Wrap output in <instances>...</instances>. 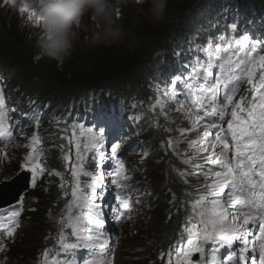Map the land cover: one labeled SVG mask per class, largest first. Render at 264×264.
I'll list each match as a JSON object with an SVG mask.
<instances>
[{
  "label": "snow or ice",
  "instance_id": "snow-or-ice-1",
  "mask_svg": "<svg viewBox=\"0 0 264 264\" xmlns=\"http://www.w3.org/2000/svg\"><path fill=\"white\" fill-rule=\"evenodd\" d=\"M50 3L51 0H3L4 6L18 5L22 18L33 27H41ZM116 14L117 18L122 15L119 7ZM228 28L236 33L239 24L234 21ZM199 51L201 55L195 63L185 66L187 75H173L169 88L151 106L153 111L160 106L165 117L169 110L187 114L190 127L179 132L181 136L194 133L195 138L186 141L193 153L185 163H192L199 170L195 175H202L205 181L196 190L177 240L167 252L160 253L159 259L165 264H264V54H261L264 38L257 39L248 33L234 38L221 35L219 42L209 43ZM3 80L0 75V141L7 142L15 138L14 132L23 135L24 126L18 119L20 109L14 106V98ZM245 84L248 88L244 90L251 93L250 97L238 96ZM169 101L174 107L170 108ZM229 114L231 118L225 128L223 121ZM24 118H28L27 114ZM32 119L38 123L39 117L34 115ZM87 132L89 138L75 144V159L81 160L82 152L87 151L93 153V159L99 155L101 161L96 164V172H82V165L73 161L70 144L63 159L71 180L58 171L54 173L62 181L61 188L68 185L62 194L66 202L55 221L58 225L55 247L44 248L37 264H114V258H103L110 240L105 235L109 214L105 211V196L109 183L124 194L116 196L119 203L115 207L109 206L115 223L132 219L129 213L140 202L132 200L135 189L130 183L132 178L126 175L130 166L120 156L124 134L117 131L105 153L106 129L88 127ZM26 139L24 147L29 151L20 167L30 174V186L35 189L39 186L38 177L43 179L53 173L42 159L40 136L34 132ZM168 147H174L171 138ZM113 163V167L104 168V164ZM81 175L88 177V181H82ZM20 203L17 196L10 216L5 214L0 221V252L7 250L4 240L14 239L20 227L15 220L21 215ZM222 249L226 251L221 257ZM80 252L85 255L80 257ZM195 255L199 259L194 261Z\"/></svg>",
  "mask_w": 264,
  "mask_h": 264
},
{
  "label": "clouds",
  "instance_id": "clouds-1",
  "mask_svg": "<svg viewBox=\"0 0 264 264\" xmlns=\"http://www.w3.org/2000/svg\"><path fill=\"white\" fill-rule=\"evenodd\" d=\"M196 1L197 0H140L139 3L138 0H51L50 5L44 12V19L41 25L43 39H35V42L33 39L32 42L36 43V46H32L31 43H28L32 46V49L23 45L27 49H30L31 53H28V61L24 56L22 57L23 63L20 65L23 66V69H33L38 66L41 73H38V75L32 73V76L39 87H34L37 90L39 89L43 95L51 94L55 97L59 96L63 101L72 99L68 93L75 96L81 95L82 93L87 94L89 92H93L95 86H99V88L106 85L112 88H117L119 86L122 87V85L129 81L134 82V78L138 76L140 70L153 63L155 51L160 49L163 43H165L173 33L180 31L183 26H185L182 24L181 19L186 15L191 5ZM168 4L177 7L176 9L180 11L179 19L172 26L170 32L162 34L163 37L158 39V42L153 44L150 49L147 47V41L144 38L134 40L132 39V37L135 36L133 33L128 35L124 28V24H126L129 15H133L136 18L141 19V22L144 24V20L142 19L144 16L143 12H147L148 17L154 21V24L156 22L160 23V21L163 20L165 13L172 7L169 5L167 8ZM145 5H148V8H146ZM117 7L121 9L122 13L119 18H117L116 14ZM85 17H88V20H84ZM140 27L141 24L137 29L133 30V32H137L136 30H139ZM156 28H159V24H157ZM83 29L89 30V33L84 41V46L86 47H111L113 45H123L126 42L128 48H131L133 41L138 42V40H140L139 46L141 50L144 51L143 56L142 58L138 57L140 48H137V59L134 60V53L132 49H128L127 57L134 61V63L136 62V65L131 67L128 71L114 75L113 78L100 79L99 81L101 82L98 81L91 86L88 85V81L84 82L81 87H77L75 84L66 85L56 83V81L53 80L52 75L48 76L51 73L49 64L54 62L53 68L58 67V69H63L64 66L61 67V65L71 58L78 44H83L81 36ZM146 33L147 35H144L143 33L142 37L155 32L148 31ZM127 36L130 38H127ZM3 37L9 39L10 44L4 49H9L10 51L4 55L0 47V55L7 62L5 56L11 54L10 59L14 60L13 57L15 55L19 56L14 52L18 50L16 44L23 39V33L20 34L19 37L14 36V39H10L7 35H4ZM12 44L15 45L13 47H9ZM12 48L16 49L12 50ZM35 48L39 50L40 56L46 58L45 61H43L42 58L36 59V61L32 60L34 58L32 53ZM39 61L47 63L49 67L43 66L39 63ZM117 63L120 67L125 64V59H118ZM8 65L10 66V64ZM19 69L21 68L19 67ZM22 77V83L26 87V80L23 75ZM47 82L50 84L48 85ZM112 83L117 84L112 86ZM12 167L16 169L15 164H11L10 168Z\"/></svg>",
  "mask_w": 264,
  "mask_h": 264
},
{
  "label": "trees",
  "instance_id": "trees-1",
  "mask_svg": "<svg viewBox=\"0 0 264 264\" xmlns=\"http://www.w3.org/2000/svg\"><path fill=\"white\" fill-rule=\"evenodd\" d=\"M261 0H252L251 6L249 8H247V11L254 15L255 17H257V15L253 14L258 12V8H259V4H260ZM168 4L167 8L169 7ZM172 7L168 9L167 13H165L164 18H166V15L169 13L172 16L178 15L180 13V11L178 9H176L177 7L171 5ZM144 25L141 22V19L136 18L135 16H131L129 15L126 24H124V28L126 30V32L129 34H131L133 32V30L137 29L139 26ZM157 26V24L155 23V27ZM3 28L5 29H10L11 26H3ZM15 29L18 32V29L15 27ZM159 32L160 33H155L153 35H148V36H144L142 38H144L147 41V47L150 49V47L153 44H156L158 42V39H161L163 37L162 34H165V32H163L162 28H159ZM141 31V29L136 30ZM144 35H147L146 31L143 30ZM169 33V32H167ZM127 38H130L129 36H127ZM141 39V38H140ZM129 41V40H128ZM27 43H30L29 40H26ZM133 41L132 45H137V48H140V40H138V42ZM15 43V42H14ZM10 44L9 39L3 36H0V47H1V51H4V48L6 46H8ZM15 44H12L9 47H13ZM125 46H127V43L125 42V44H123ZM119 45H113L111 47H97V48H89L84 46V44L80 43L77 45L76 50L74 51L73 55L71 56L70 59H68L66 61V64L64 65V74L63 75H59L56 74L53 71V68H51L50 70V74L48 76L53 77V80L56 81V83H60V84H66V85H71V84H75L77 87H81L82 83L81 82H89V86L93 85L94 83L98 82L100 79L103 78H113L114 75L117 74H121L124 71H128L131 69V67L136 65V62L134 63V61H132L130 58L127 57V50H128V46L126 48L125 51H123L122 53L120 52V54H117L116 48ZM121 46V45H120ZM16 54H18V59H10V55L8 54L6 57L7 62L10 64V66H17V68H21L23 70V76L26 80V87H39V85H37V83L35 82V80H32V73L23 69V66L20 65L23 63V59L22 57L24 56L26 58V60L28 61V57L29 54L31 53L30 49H27L25 46H22L21 48L18 47V50H16V52H14ZM23 53V54H21ZM81 53L85 54V58H83L81 56ZM144 51L143 50H139L138 52V57L142 58ZM119 60H123L125 59V64H123L124 66L122 68L119 67L117 61ZM33 61H36V58L32 59ZM142 61V60H140ZM40 64H42L45 67H49V65L47 63H43L41 61H39ZM122 66V65H121ZM85 69H93V78H88L85 77V79L87 78V80L84 79H78V74L83 73V70ZM53 71V72H52ZM77 73V74H76ZM101 82V81H99ZM14 84H20L19 82H15ZM34 87V88H35ZM115 89H119L114 87ZM114 88H112L113 90H115ZM133 89V88H131ZM39 90V89H38ZM100 91L99 86H95L94 87V91L91 95V97H94L95 94H98ZM116 92H120L115 90ZM81 96L85 97L86 93H82ZM111 96L113 98L119 99V98H123L121 96H116L115 94L111 93ZM135 100H140L139 98H135V99H131L130 101H135ZM100 103L98 102H94V104L92 106H96L99 105ZM90 106V107H92ZM125 115V114H124ZM54 191L57 194V196H60V194H63L61 191L58 190V188H56L54 186ZM51 197H53V193L52 190H50L49 194L47 196H44V193L42 196H40L39 198L44 202L43 204L47 203L46 199H50ZM46 208V206H45ZM160 218H162L160 216ZM162 220H157V228L156 231H161V229L165 228V226H163L161 224ZM38 232H39V227L37 224H34V226L30 229L29 234H26L23 238H21L20 242H22V244H18L20 245L23 249H25L26 252H32L37 246H38V241H39V237H38ZM140 234V233H139ZM141 235V234H140ZM25 240H27L26 242H24ZM19 242V243H20ZM17 243V242H16ZM15 258L20 259V261L24 258V254L23 253H18L16 252L13 255Z\"/></svg>",
  "mask_w": 264,
  "mask_h": 264
},
{
  "label": "rangeland",
  "instance_id": "rangeland-1",
  "mask_svg": "<svg viewBox=\"0 0 264 264\" xmlns=\"http://www.w3.org/2000/svg\"><path fill=\"white\" fill-rule=\"evenodd\" d=\"M0 2L3 4V0H0ZM140 3V2H139ZM9 7H11V8H16V9H18V5H16V6H13V5H7V6H5V9H0V23H3V24H5L6 26H8L9 25V19L5 16L7 13H6V11L8 10V8ZM145 7L146 8H148V5H145ZM6 13V14H5ZM144 13V16L142 17V19L144 20V25H141V27H140V29H141V31H138V32H132L135 36L134 37H132V39H134V40H137L138 38H142V35H143V30L144 31H146V32H148V31H150V32H155V33H158L160 30H159V28H162L163 29V32H165V31H167L168 30V27L172 24V19H173V17H172V15H170L169 13L166 15V18H163V20L162 21H160V23H158V22H156V24H159V28H156L155 27V24H154V21H152L149 17H148V13L147 12H143ZM167 13V12H166ZM86 18H88V17H85V19ZM84 19V20H85ZM88 20V19H87ZM39 35H33V36H31V38H34V42H35V39H43V32H42V30H41V28L39 29ZM88 33H89V30L88 29H83V32H82V34H81V36H82V41H83V44H84V41H85V39H86V36L88 35ZM155 33H153V34H155ZM153 34H149V35H153ZM17 37H19V36H17ZM136 43V42H135ZM138 45V44H137ZM137 45L135 44V45H132V47L131 48H128V49H132V51H133V53H134V55H133V58H134V60L135 59H137ZM126 48H127V46H125V45H119V46H117V48H116V51H117V54L119 55L120 54V52L122 53L123 51H125L126 50ZM140 50H141V48H140ZM10 50L9 49H4V51H2V53L5 55V54H7L8 52H9ZM81 56L83 57V58H85V54H83V53H81ZM18 56L17 55H15L14 57H13V59H16ZM86 59V58H85ZM54 63V62H53ZM53 63H51V64H49L50 65V67L49 68H53ZM66 64V62H64L62 65H61V67L62 66H64ZM123 67V65L122 66H120V68H122ZM64 68V67H63ZM16 69H17V67H16ZM53 71L56 73V74H59V75H63L64 74V69H62V68H60V69H58V67H55V68H53ZM52 71V72H53ZM17 74H18V72H16ZM17 74H16V76H17ZM77 74V73H76ZM78 76V79H84V80H87V78L85 79V77H88V78H93V69H85L84 68V70H83V73H81V74H78L77 75ZM85 76V77H84ZM85 82V81H84ZM84 82H81L82 84L84 83ZM48 83V85L50 84L49 82H47ZM69 94V96L72 98V99H74L75 101H77V100H80L82 103H85L81 98H79V97H77V96H75V95H72L71 93H68ZM151 147H154L153 145H150ZM141 151H143V149H140L139 150V152H141ZM4 156V153L2 152V151H0V158L1 159H3V156ZM4 157H6V156H4ZM7 158V157H6ZM0 166L1 167H3L4 169H6V170H9V168L11 167V164H9L6 160H1L0 161ZM135 165L136 166H138L139 165V161L138 160H136L135 161ZM150 167H148L147 169H149ZM128 172H134L135 174H137L138 176H140V177H142L144 174L137 168V167H134L133 169H129L128 170ZM1 173L2 172H0V180H5V178L6 177H10L9 176V174L8 173H10V171H7V174H5V175H1ZM151 176H154V174H151V175H149L147 178H149V177H151ZM1 182V181H0ZM2 184L3 183H1L0 184V186H2ZM112 189V188H111ZM45 206L46 205H44V204H41V207H43V208H45ZM42 219H43V216L42 215H40V214H38L37 216H36V218L34 219V222H33V224H38V223H41L42 224ZM133 226H125L124 227V230H123V237H122V239L120 238V240H122V243H121V245L119 246V248H118V250H117V259L119 260V261H121L123 258V254L121 253V248L124 246V247H127V242L129 243V236H128V233H132V232H134V228H132ZM109 228H111V227H109ZM27 240H25L24 242H26ZM18 244H22V242H20V243H15V241L13 242V244H11V250H12V253H13V255L16 253V252H18V253H23L24 255H26L24 258H23V261L24 262H20L21 264H24L25 263V261H27V259L29 258V257H31L30 255H27V254H29V252H26L25 251V249H23L20 245H18ZM113 254L114 253H112L110 256H111V259L112 258H114V256H113ZM104 259H107V260H110L109 258H106V255L103 257Z\"/></svg>",
  "mask_w": 264,
  "mask_h": 264
},
{
  "label": "bare ground",
  "instance_id": "bare-ground-1",
  "mask_svg": "<svg viewBox=\"0 0 264 264\" xmlns=\"http://www.w3.org/2000/svg\"><path fill=\"white\" fill-rule=\"evenodd\" d=\"M179 16H180V13L178 14V15H176L175 14V16H172L173 17V19H172V24L168 27V30L167 31H165V34L167 33V32H170V30H171V28H172V26L176 23V21L179 19ZM85 19V18H84ZM85 20H87V18L85 19ZM16 59H18V57L16 58ZM32 80H35L33 77H32ZM114 124V123H113ZM130 131H126V137L128 138V139H130L132 142H133V146L136 148V150H140V149H143V151H145V150H153V147H151V146H148V147H146V148H144V147H142V146H137L136 144H135V140H134V138L132 137V136H130ZM107 149H108V146H107ZM109 150V149H108ZM107 166H108V168H111V167H113L112 166V164H107ZM54 185H51L50 186V188L48 189V190H46L45 192H44V196H47L48 194H49V192H50V190H52V193H53V197H51L50 199H46V201H47V203H45L44 205H46V207H47V212H48V214L49 215H52V214H54L55 212H56V210H57V208L59 207V205H60V202H61V200H60V196H57V194L55 193V191H54ZM12 192V186H11V184L9 183V184H4V185H2V186H0V195H2L3 193H11ZM106 195H109V196H105V199H108L107 201H108V203L110 204V206L111 207H115L118 203H119V201H117L116 200V197L114 198V197H112V196H110V195H113V192H112V190H111V188H108V190H107V193H106ZM110 197V198H109ZM26 199V198H25ZM40 199V198H39ZM41 200V199H40ZM42 201V200H41ZM134 201V200H133ZM41 204H43L44 202L42 201V202H40ZM17 204V200H16V202L15 203H13V205H12V207H11V209L15 206ZM114 204V206H112ZM29 206V201L26 199V202L25 201H21V203H20V208L22 209V211H21V215L19 216V217H16L15 218V220L16 221H20V219H21V217H22V215H23V213L27 210V207ZM11 209L9 210V213L11 212ZM35 210L36 211H38V212H41L42 210H40L38 207H35ZM138 212V208H137V205L136 204H134L133 205V209H132V211L129 213V215L130 216H133L135 213H137ZM9 216H10V214H9ZM109 217H112V215H111V213H109V215L107 216V218H109ZM124 223L126 224V226H130V220L129 219H125L124 220ZM111 227V226H110ZM109 229H111V228H109ZM164 230V228L163 229H161V231H163ZM128 236H129V243H133V242H137L138 240H139V237H140V234H139V232L135 229L134 230V232H132V233H128ZM20 237V235H19V233L18 234H16V236L14 237V239H8V240H13V242L15 241V243L17 242V239ZM0 239H2V238H0ZM13 244V243H12ZM125 249H127V247H125ZM122 254H123V257L122 258H125V256H126V254L124 253V252H121ZM85 253L84 252H80V256H83ZM143 264V263H142Z\"/></svg>",
  "mask_w": 264,
  "mask_h": 264
}]
</instances>
